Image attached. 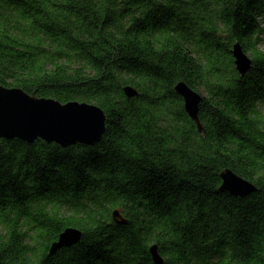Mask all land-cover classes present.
Listing matches in <instances>:
<instances>
[{"label":"trees","instance_id":"obj_1","mask_svg":"<svg viewBox=\"0 0 264 264\" xmlns=\"http://www.w3.org/2000/svg\"><path fill=\"white\" fill-rule=\"evenodd\" d=\"M263 45L264 0H0V84L107 115L94 146L2 140L0 264H155L154 244L165 264H264ZM226 169L255 189L222 191ZM69 227L82 240L51 253Z\"/></svg>","mask_w":264,"mask_h":264},{"label":"water","instance_id":"obj_2","mask_svg":"<svg viewBox=\"0 0 264 264\" xmlns=\"http://www.w3.org/2000/svg\"><path fill=\"white\" fill-rule=\"evenodd\" d=\"M232 54L238 71L245 75L252 67V59L244 51L241 43L234 44ZM128 97L139 94L133 86H126ZM182 96L189 116L196 122L201 133L204 132L199 113L203 95L184 81L175 86ZM107 115L94 103L70 101L62 103L54 98L39 97L19 87H6L0 84V149L2 140L20 139L32 143L42 139L48 143H57L63 147L83 143L94 146L99 143L105 132ZM221 190L235 196H246L255 189V185L239 176L232 169L221 173ZM113 220L118 224L128 223L120 208L113 211ZM83 238V231L76 227L65 229L53 243L51 253L62 247H71ZM155 264H165L158 244L150 247Z\"/></svg>","mask_w":264,"mask_h":264},{"label":"rangeland","instance_id":"obj_3","mask_svg":"<svg viewBox=\"0 0 264 264\" xmlns=\"http://www.w3.org/2000/svg\"><path fill=\"white\" fill-rule=\"evenodd\" d=\"M262 49H264V45L261 46ZM260 110L262 111L263 115H264V106H260Z\"/></svg>","mask_w":264,"mask_h":264}]
</instances>
